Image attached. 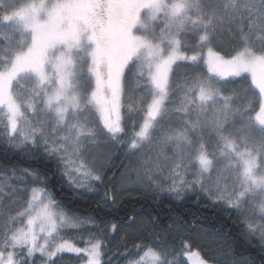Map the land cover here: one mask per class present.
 I'll use <instances>...</instances> for the list:
<instances>
[{"label":"snow or ice","instance_id":"obj_1","mask_svg":"<svg viewBox=\"0 0 264 264\" xmlns=\"http://www.w3.org/2000/svg\"><path fill=\"white\" fill-rule=\"evenodd\" d=\"M131 194L195 199L264 261V0H0V264H236L227 221L118 225Z\"/></svg>","mask_w":264,"mask_h":264},{"label":"trees","instance_id":"obj_2","mask_svg":"<svg viewBox=\"0 0 264 264\" xmlns=\"http://www.w3.org/2000/svg\"><path fill=\"white\" fill-rule=\"evenodd\" d=\"M120 163L121 160L119 158L114 159L112 171H116L119 168ZM109 175H111V173H109ZM61 199H63L65 202L69 200H75L74 197H71L67 194V191L65 194H62ZM80 203L82 202H78V204L75 206L78 210L84 211L85 209L79 207ZM113 212L115 216L114 222L118 223V225L125 224L128 221V217L130 215L133 213H138L149 218L158 216L159 219L157 223L161 228H166L172 217L180 215L182 217V222L184 218H186V222L189 225H192L195 222L198 225L196 229L198 232H203L205 229H207L209 232H211L213 229H219L221 228L222 223L227 221L228 228H225L224 231L227 232L229 229L231 230L232 240L234 242L226 246L224 251L234 258L236 264H244V262L249 259L255 260V264H264V261H262L260 258V253H258L239 235V230L235 223L229 221L226 215L217 216L211 208L204 207L203 204L198 203L195 199L186 201L183 204H179L174 201L167 203H157L145 198L142 195L131 194L125 195L120 202V206L114 209ZM127 231L129 230L121 227L118 234H114L115 239L112 240L110 246L112 253L124 252V244L126 240L125 233ZM143 231L144 237H150L153 235L150 224L145 225ZM76 242L78 246H83L81 241ZM148 242L151 243V240ZM188 243L190 250L196 249L202 253L204 258H207L208 250L206 248L198 246L197 243H193L192 241H188ZM127 248L130 249L132 253L135 252L131 241H127ZM177 248H180L179 244H177ZM182 254L183 253L180 255V259H182ZM64 256L65 258L58 261V264H78V258L74 255L64 254ZM107 259L108 256L106 255L104 257L105 264ZM113 264H124L123 256H120L119 259H117L116 255H113ZM184 264H186L185 261Z\"/></svg>","mask_w":264,"mask_h":264},{"label":"rangeland","instance_id":"obj_3","mask_svg":"<svg viewBox=\"0 0 264 264\" xmlns=\"http://www.w3.org/2000/svg\"><path fill=\"white\" fill-rule=\"evenodd\" d=\"M189 251L197 252L198 250H196V249L195 250H190L189 249ZM198 252H200V251H198ZM200 255H201V258H204L201 252H200ZM182 259L186 262V264H190V262L186 259V257L183 254H182Z\"/></svg>","mask_w":264,"mask_h":264}]
</instances>
